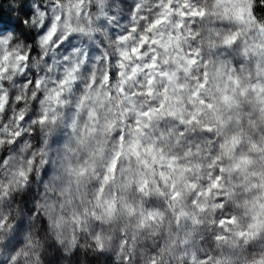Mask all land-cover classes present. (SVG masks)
<instances>
[{"label": "clouds", "instance_id": "9594fccd", "mask_svg": "<svg viewBox=\"0 0 264 264\" xmlns=\"http://www.w3.org/2000/svg\"><path fill=\"white\" fill-rule=\"evenodd\" d=\"M0 264H264V0H0Z\"/></svg>", "mask_w": 264, "mask_h": 264}]
</instances>
